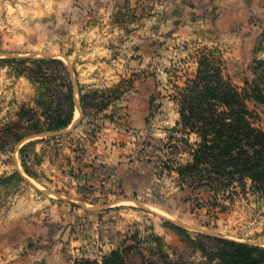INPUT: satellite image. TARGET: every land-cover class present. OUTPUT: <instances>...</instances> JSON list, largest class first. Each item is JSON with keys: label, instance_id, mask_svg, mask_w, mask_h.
Listing matches in <instances>:
<instances>
[{"label": "rangeland", "instance_id": "obj_1", "mask_svg": "<svg viewBox=\"0 0 264 264\" xmlns=\"http://www.w3.org/2000/svg\"><path fill=\"white\" fill-rule=\"evenodd\" d=\"M12 14L9 3L0 0L3 242L26 244L21 250L24 254L30 247H41L43 254L39 257L31 252L34 256L31 264H48L44 251L54 246L62 248V264L70 261L75 264L81 259L100 261L113 250L119 252L114 264H219L222 260L211 253L218 252L221 245L201 235V231L264 246V196L252 189L251 179L245 180V186L235 182L217 189V193L199 181L181 185L176 168L189 162L191 152L184 143L179 150L171 148L175 142L170 141L172 136L182 137L171 131L180 120V93L196 79L200 66L220 69L224 81L241 91L246 79L254 78L252 72L257 63L264 62V32L258 36L246 32L235 37L217 27L206 33L200 29L197 40L181 41L173 49L169 44L162 49L163 73L152 98L147 127L154 126L156 130L150 133L157 135L147 133L145 143L154 145L158 178L170 180L169 187H159L151 195L135 196L112 184L99 195L87 196L64 187L58 169L52 171L49 163L62 165L65 154L59 141L69 140L70 133L82 125L96 126L104 112L116 107V102L128 93L129 82L109 88H80L73 64L63 55L67 49L58 39L52 42L54 45L50 44L42 25L28 26L24 18L14 19ZM203 58H208L209 64ZM247 106L252 114L249 122L264 132V104L248 102ZM121 117L125 124L130 122L128 105ZM67 118L71 120L68 127L54 129L59 120ZM196 141H199L197 134H192L190 143ZM39 144L47 146L45 152L37 151ZM170 160L173 170L167 171L163 164ZM125 199L138 200L148 209L121 202ZM41 200L51 205L26 216L28 204ZM71 200L106 208L89 211ZM52 208L67 210L61 236L34 233L35 237L29 239L30 230L37 229L36 216L50 219L57 214ZM164 217L191 229L179 227ZM111 248L114 249L110 251Z\"/></svg>", "mask_w": 264, "mask_h": 264}, {"label": "crops", "instance_id": "obj_2", "mask_svg": "<svg viewBox=\"0 0 264 264\" xmlns=\"http://www.w3.org/2000/svg\"><path fill=\"white\" fill-rule=\"evenodd\" d=\"M3 1L9 3L14 19L22 17L28 26L36 28L42 25L46 41L54 45L52 42L58 39L67 49L60 54L73 64L80 88H109L129 82L128 93L116 102V107L104 112L96 126L82 125L70 133L69 140L59 141L65 154H60L64 157L63 166L49 163L52 171L58 169L64 187L87 196L99 195L112 184L135 196L151 195L159 187H169L170 180L158 178L154 145L145 143L146 134L156 130L154 126L147 127L152 98L163 73L162 49L169 44L173 49L181 41L197 40L200 29L206 33L217 27L235 37L264 32V0ZM127 105L130 122L125 124L121 116ZM153 134L157 135L151 132L149 136ZM46 147L39 144L37 151L45 152ZM49 205L42 200L28 204L26 216ZM57 209L52 208L57 214L50 219L36 216L37 229L30 230L29 239L35 237L34 233L61 236L67 210ZM3 231L0 223V264H31V252L36 257L43 254L41 247H30L24 254L21 250L26 244L3 242ZM61 250L60 246L45 249L47 263L62 264Z\"/></svg>", "mask_w": 264, "mask_h": 264}, {"label": "trees", "instance_id": "obj_3", "mask_svg": "<svg viewBox=\"0 0 264 264\" xmlns=\"http://www.w3.org/2000/svg\"><path fill=\"white\" fill-rule=\"evenodd\" d=\"M203 59L209 64L208 58ZM257 65L254 78H247L241 91L224 81L220 69L207 65L200 66L196 79L181 90L180 120L171 131L182 137L170 138L175 142L171 148L179 150L184 143L191 152L189 162L176 168L181 185L199 181L217 193V189L235 182L244 185L251 179L252 189L264 196V132L249 122L252 114L247 106L248 102L264 104V62ZM70 122L69 118L59 120L54 129H64ZM192 134L199 141L190 143ZM171 162L163 164L167 171L173 170ZM200 234L221 245L211 253L222 260L219 264H264L262 245ZM117 255L113 250L100 261L81 259L75 264H114Z\"/></svg>", "mask_w": 264, "mask_h": 264}, {"label": "water", "instance_id": "obj_4", "mask_svg": "<svg viewBox=\"0 0 264 264\" xmlns=\"http://www.w3.org/2000/svg\"><path fill=\"white\" fill-rule=\"evenodd\" d=\"M0 56H2V55H0ZM8 56H10V55H8ZM33 56H34V54H33ZM48 56H52V55H48ZM44 192L46 194H49L50 196H54L55 195L58 198H62V197H59V195H57V194H54V193H51V192H48V191H44ZM71 201L83 205L86 208V210H89V211H97V210H102V209H105L106 208V207H89L88 205H86V204H84L82 202H78V201H75V200H71ZM121 202L134 204L136 206H139L140 208L148 209L147 206H145L144 204H142L141 202H139L138 200H135V199H125V200H123ZM165 219L167 221H169V222H172L173 224H175V225H177L179 227L186 228V229H191V227H189L187 225H184V224H181L179 222L170 220L169 218H165ZM200 233L205 234V235H208V236L216 237V238H226V237H223V236H220V235H217V234L208 232V231H201ZM227 239H230V238H227ZM251 244H255V243H251Z\"/></svg>", "mask_w": 264, "mask_h": 264}]
</instances>
